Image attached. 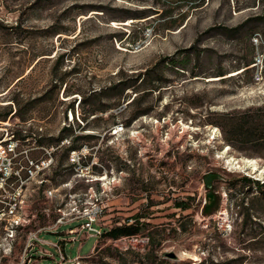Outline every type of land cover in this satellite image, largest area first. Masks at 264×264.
<instances>
[{"label":"rangeland","instance_id":"rangeland-1","mask_svg":"<svg viewBox=\"0 0 264 264\" xmlns=\"http://www.w3.org/2000/svg\"><path fill=\"white\" fill-rule=\"evenodd\" d=\"M263 5L0 0V114L10 105L20 115L0 121V140L16 146L23 179L33 163L21 185L24 227L6 239L0 226L1 264H91L105 249L101 264H141L147 233L162 264H264V188H239L243 176L264 182V149L231 147L212 124L264 103L262 25L250 38L218 30ZM154 68L141 78H160L159 90L143 94L150 86L134 81ZM93 215L98 237L81 229ZM137 219L144 234L103 237Z\"/></svg>","mask_w":264,"mask_h":264},{"label":"trees","instance_id":"trees-1","mask_svg":"<svg viewBox=\"0 0 264 264\" xmlns=\"http://www.w3.org/2000/svg\"><path fill=\"white\" fill-rule=\"evenodd\" d=\"M131 17V16H128ZM253 23L257 25H262V40L264 43V5L262 8L261 15L258 17H251L247 19L242 25L238 26L237 28L227 30L224 27H220L218 30L221 31V34H224L225 36L229 38H234L236 36H243L242 33H244V37L250 38L251 34L253 33ZM256 25V26H257ZM243 32H242V31ZM231 32L235 33L234 35L231 34ZM250 40V39H249ZM173 64V63H172ZM244 64V71L247 72L250 70V68H253V60L252 59H245L243 61ZM252 66V67H250ZM158 67V64L155 66ZM250 67V68H248ZM154 69L146 71L142 75H138L136 78V81H134L135 85L137 83V80L140 79L139 86H150L149 88H144L142 90L143 94L152 93L154 91H158L160 87V78H154L150 80L149 83H146L145 78L148 77L151 74H153ZM184 70V69H182ZM196 73L192 72V77H196L194 75ZM217 77H223L225 76V73H223L220 69L217 71ZM23 78H19L15 85L21 82ZM121 82L117 83L120 84ZM148 84V85H147ZM133 85H127L125 89L132 88ZM119 87L120 85L111 86V89L115 87ZM135 99H133L130 103H133ZM5 111L0 114V121H5L8 117H13L14 115H18L19 111L16 110L14 113L11 110L10 105L8 107L4 108ZM140 114V113H139ZM143 115L146 114L145 112L142 113ZM217 120L213 122L212 124H215L218 128H220L224 141L228 143L231 147H236L239 149H245L246 147H260L264 149V103L257 106V107H249L248 109H245L243 112H236V111H226L222 112L216 115ZM21 118H23L21 116ZM75 147H70L69 150H73ZM213 181H214V175L212 173H208L204 176V186L206 189H208V193L211 195H215V190L213 189ZM239 188L246 190H251L252 188H255V190H261L264 188V182H260L259 180H256L254 178L243 176L239 179ZM236 188V187H235ZM174 207L176 209H179L181 212H184L188 210L189 206L188 203L184 201H176L174 204ZM210 205L204 206V212L206 215L211 214ZM147 224L140 222L138 219L132 223V224H125L113 227L111 229H108L104 232L103 237L110 240H117L123 237H133L137 236L139 234H144L146 230ZM181 232H186L187 227L184 222L179 223L178 225ZM149 239V248L146 251V253L140 257L141 264H162L160 260L157 259V256L155 254V244H154V238L152 237L151 233H147L146 235ZM103 253L107 254V256L112 255L110 249H105L102 251ZM100 256L98 258L92 257L90 262L91 264H101L103 262L102 258L105 256ZM84 258L82 257V260Z\"/></svg>","mask_w":264,"mask_h":264},{"label":"built area","instance_id":"built-area-1","mask_svg":"<svg viewBox=\"0 0 264 264\" xmlns=\"http://www.w3.org/2000/svg\"><path fill=\"white\" fill-rule=\"evenodd\" d=\"M12 142V140H0V226L6 239H13L14 233H18L26 223L24 219L26 206L21 197V185L24 184L23 180H28L33 167V163L28 161V165L24 168L28 175L23 179L15 160L16 146ZM48 195L51 196L52 193ZM94 215L86 217V223L81 229L91 233L90 236L98 237L101 229L95 224ZM61 259L65 262V259ZM68 264H82V258L76 256Z\"/></svg>","mask_w":264,"mask_h":264},{"label":"bare ground","instance_id":"bare-ground-1","mask_svg":"<svg viewBox=\"0 0 264 264\" xmlns=\"http://www.w3.org/2000/svg\"><path fill=\"white\" fill-rule=\"evenodd\" d=\"M249 162H250V164L252 163V165H253V164L255 165V162H254L253 160H250ZM254 165H253V166H254ZM100 180L103 181V180H106V178H103V179H100Z\"/></svg>","mask_w":264,"mask_h":264}]
</instances>
